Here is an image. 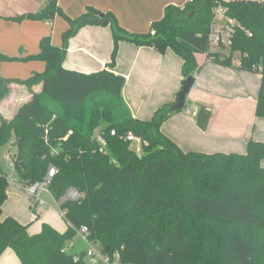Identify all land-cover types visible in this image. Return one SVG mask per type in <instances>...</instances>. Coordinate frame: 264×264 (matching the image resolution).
<instances>
[{"label": "trees", "instance_id": "obj_1", "mask_svg": "<svg viewBox=\"0 0 264 264\" xmlns=\"http://www.w3.org/2000/svg\"><path fill=\"white\" fill-rule=\"evenodd\" d=\"M218 2L167 5L145 33L127 31L111 11L90 5L70 18L57 0H46L40 10L25 15L39 20L61 15L69 26L59 46L45 35L39 50L22 58L44 61L42 72L25 79L0 75V97L10 82L30 87L42 83L9 120L1 121L0 147L11 141L15 145L10 156L24 187L42 180L50 166L56 169L49 190L70 224L58 232L44 222L40 232L29 234L26 223L3 215L8 175L0 167V254L10 248L21 264H90L84 251L74 261V254L64 249L75 230L86 225L88 239L99 242L106 254L117 252L121 264H264V142L247 141L243 153L183 150L160 129L172 111L185 106L168 110L177 94L150 119L136 118L121 97L125 78L112 70L118 41L126 39L159 52L171 48L182 58L184 78L210 61L258 72L255 114L264 116V6L224 2L235 19V31L230 50L222 54L207 50L212 9ZM103 20L113 37L105 67H64L69 38L81 26ZM195 52L205 53L200 65ZM15 59L0 51V63ZM95 128L106 133V153L98 152ZM111 129L116 136L110 135ZM129 131L140 139V153L120 136ZM70 186L83 198L63 199Z\"/></svg>", "mask_w": 264, "mask_h": 264}, {"label": "crops", "instance_id": "obj_2", "mask_svg": "<svg viewBox=\"0 0 264 264\" xmlns=\"http://www.w3.org/2000/svg\"><path fill=\"white\" fill-rule=\"evenodd\" d=\"M187 1L189 0H57V3L70 18L78 17L90 5L102 11H111L127 31L145 33L151 22L163 15L167 5L181 6ZM45 2L46 0H0V51L17 56L15 60L0 63L2 77L25 79L34 72L44 70V61L22 59L39 50L41 37L49 35L54 45L61 44V33L69 26L63 16L55 15L50 20L25 17L28 13L40 10ZM17 16L21 18L15 19ZM112 48L113 37L109 25L85 24L69 38L62 64L66 68L80 71L97 70L105 67ZM194 57L200 65L205 60V53L195 52ZM182 63V58L171 48L159 52L149 45L136 44L126 39L118 41L112 70L125 78L121 97L132 116L150 119L158 107L174 101L184 78ZM192 75L195 80L185 97V106L179 111H172L161 123L160 129L164 134L183 150L205 152L243 153L247 141L264 142V116L255 114L260 73L210 61ZM41 89V82L31 87L10 82L7 92L0 97V119L9 120L32 97L33 92ZM2 209L4 210L3 205ZM7 212L3 215H12L25 223L24 218L21 221L15 212ZM60 227L59 229H63ZM64 231L65 229L58 230ZM8 249L10 248L0 254V264H18L16 254L13 253L15 259L11 255L3 256ZM81 251L83 250L73 251L71 254Z\"/></svg>", "mask_w": 264, "mask_h": 264}, {"label": "built area", "instance_id": "obj_3", "mask_svg": "<svg viewBox=\"0 0 264 264\" xmlns=\"http://www.w3.org/2000/svg\"><path fill=\"white\" fill-rule=\"evenodd\" d=\"M226 1H233V0H220L215 7L212 9V21L211 26L208 33V43H207V50L213 52H220L223 54L228 53L232 46V38L235 31V19L230 17L227 14V6L224 4ZM236 1H249L258 3L264 6V0H236ZM110 135L116 136L117 132L115 129H111L109 131ZM125 140L130 142H137L140 143V139L133 134L132 132H127L125 134H121ZM93 137L97 142L98 152L106 153L107 152V139L106 133L104 134L100 128H95L93 130ZM9 157V165L14 168V162L11 159L10 154H7ZM56 169L53 166H50L47 173L45 174L44 178L40 181H36L33 183H29L25 186V190L28 195L31 196L32 202L34 205L43 206L46 204V201L41 198V192L50 193L49 190V183L55 174ZM65 200H73L79 201L83 198V194L75 187L70 186L68 187L63 196ZM56 206L58 207L59 214L64 217L65 210L60 209L59 201H56ZM70 224V223H68ZM76 233L79 234L80 238L87 244L86 249H84V255L87 261L90 264H121L119 262V254L115 252L112 255L106 254L102 250V246L97 241H90L88 239L89 230L86 225H81L77 230ZM79 259V254L74 253L73 260L77 261Z\"/></svg>", "mask_w": 264, "mask_h": 264}, {"label": "rangeland", "instance_id": "obj_4", "mask_svg": "<svg viewBox=\"0 0 264 264\" xmlns=\"http://www.w3.org/2000/svg\"><path fill=\"white\" fill-rule=\"evenodd\" d=\"M233 61L237 63V55H235ZM3 120L4 119L1 118L0 123ZM129 146L137 153L142 151L141 144L135 141L131 142ZM14 151L15 145H12V141L5 146L0 147V167L2 171L8 175L7 197L3 203V213L6 214L9 210V213L11 211L15 212L20 220L21 218H24L23 222L27 224V230L29 233L40 232L41 226L44 222L51 225L55 229L57 228L58 230H66L68 222L57 213L59 211L58 207L56 206L55 199L49 193L41 192V198L46 201V204L43 205V207L40 205L35 206L32 202L31 196L26 194L24 186H22L20 183L18 172L9 165V157L7 154H13ZM60 226H62L63 229H59L61 228ZM86 247L87 244L80 238L79 234L76 233L64 247V249L66 252L72 253L73 251L78 252L80 250H84ZM11 250L8 249V252L5 251L3 256L11 255L10 257H14L15 259V253L12 252L13 250ZM16 260L18 261V264H21L18 257Z\"/></svg>", "mask_w": 264, "mask_h": 264}, {"label": "water", "instance_id": "obj_5", "mask_svg": "<svg viewBox=\"0 0 264 264\" xmlns=\"http://www.w3.org/2000/svg\"><path fill=\"white\" fill-rule=\"evenodd\" d=\"M102 24H105L106 21L103 20L101 21ZM194 76L193 75H188L185 77L182 82H181V88L177 93V98L176 100L168 106V110H178L181 109L184 104H185V97L188 94L191 86L194 83Z\"/></svg>", "mask_w": 264, "mask_h": 264}]
</instances>
